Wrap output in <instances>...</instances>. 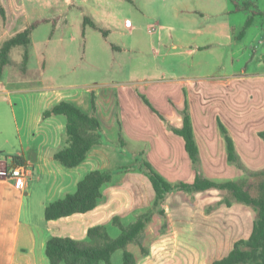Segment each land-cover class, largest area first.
Masks as SVG:
<instances>
[{
  "label": "crops",
  "instance_id": "1",
  "mask_svg": "<svg viewBox=\"0 0 264 264\" xmlns=\"http://www.w3.org/2000/svg\"><path fill=\"white\" fill-rule=\"evenodd\" d=\"M37 1L44 4V0ZM96 1L48 0L55 12L35 16L36 9L29 12L24 0H0L5 10V16L0 13V47L29 23L50 19L32 32L29 58H33V68L29 67V58L23 64L26 48L20 50L16 46L11 50L10 64L0 76V168L18 164L13 159L18 156L31 173L24 189L13 180L0 177V264H50L46 246L51 236L83 240L88 229L95 225H106L111 234H119L112 223L115 216L129 223L152 206L155 192L148 176L138 171L118 172L113 182L104 187L103 197L93 210L59 219L45 218L46 205L74 191L87 172L116 169L133 162L132 154L138 151L131 153L117 144L121 130L128 140L147 144L143 149L145 156L169 181L191 182L195 170L184 140L169 128L181 127L186 97L200 150L201 170L206 177L224 180L244 175L242 169L228 160L220 121L233 137L244 164L252 170L264 168V139L260 135L264 131V70L252 73L244 65L219 72L197 70L190 74L176 73L170 78L147 79L142 92L166 120L151 112L138 97L136 90L142 81L137 78L107 81L96 90L87 83L63 87L45 84L49 76L67 77L76 73L74 62L80 44L86 46L83 54L92 64V30L103 34L114 53L126 49L124 30L109 24L118 20L112 9L107 8L108 3L119 0ZM100 5L105 6L104 14L97 20L92 12L98 13L99 9L91 7ZM72 6L80 9L82 18L70 19L67 9ZM58 8L64 9L57 11ZM188 12L201 16L205 13L200 9ZM236 30L230 21L226 25L220 23L213 32L219 40L191 38L187 46L191 47V54L225 44L233 47L244 33L237 34ZM223 36L225 44L220 41ZM15 51L18 54L13 59ZM231 54L234 57L233 51ZM191 58L196 68L202 65ZM251 60L249 57L246 62ZM91 64L86 63L85 68L92 70ZM103 68L102 65L100 70ZM32 69L36 79L27 81ZM94 91L107 143L93 147L78 166L66 167L53 159L52 154L62 144L67 118L63 114L44 118L43 112L66 99L91 113ZM222 194L218 189L190 196L177 192L175 195L179 197L173 198V202L168 196L163 204L166 215L155 213L147 226L145 245L149 253L142 254L140 248L134 252L137 264H210L226 256L238 240L247 239L254 223L251 207L234 203L208 211L210 205L221 200Z\"/></svg>",
  "mask_w": 264,
  "mask_h": 264
},
{
  "label": "trees",
  "instance_id": "2",
  "mask_svg": "<svg viewBox=\"0 0 264 264\" xmlns=\"http://www.w3.org/2000/svg\"><path fill=\"white\" fill-rule=\"evenodd\" d=\"M234 4L235 11L248 9V6H256L253 0H247L244 6L237 5L236 1ZM0 13L5 16L2 4H0ZM47 21L50 19H37L3 42L0 47V76L4 68L10 64L11 50L16 46L21 45L26 48L23 64L27 63L29 49L32 46V32ZM85 23H88L87 18ZM247 23V25L250 24V19ZM93 25L96 28V25ZM144 100L162 120H166L165 116L152 106L148 98L144 97ZM58 114L66 116L67 125L62 144L53 152L52 157L64 166L69 168L78 166L86 159L93 147L107 143L97 114L94 93L92 94L91 113H86L74 102L63 99L46 109L43 112V117L47 118ZM181 114L183 118L181 127L171 125L169 128L173 133L183 138L186 151L194 166L195 178L191 182L169 181L147 159L144 150L132 154L133 162L131 164L119 166L116 169L87 172L78 182L74 191L67 192L64 196L46 205L45 218L47 220L59 219L75 213H85L96 208L103 197L104 187L113 182L118 172L138 171L146 174L155 192L153 204L129 223H125L120 216H115L112 223L120 231L117 237L110 235L106 225L90 227L87 237L83 240L70 236H51L46 246L50 264H113L112 258L118 250H122V264H137V256L129 249V246L137 245L142 254L149 253V248L145 245L146 229L155 213L166 215L163 204L167 197L174 191L193 194L210 189H218L223 194L219 202L208 207V211L220 205L231 206L234 203H241L251 207L254 212L251 235L247 239L238 240L226 256L210 264H264V168L252 170L244 164L233 137L220 121V130L226 141L228 160L242 169L244 175L238 179L224 180L206 177L201 170L200 150L194 133L187 97ZM260 135L264 139V131L260 132ZM127 141L123 130H121L118 146H121L120 148L127 146ZM13 159L15 163H22L18 156H13ZM251 176L257 179L255 185L251 182Z\"/></svg>",
  "mask_w": 264,
  "mask_h": 264
},
{
  "label": "rangeland",
  "instance_id": "3",
  "mask_svg": "<svg viewBox=\"0 0 264 264\" xmlns=\"http://www.w3.org/2000/svg\"><path fill=\"white\" fill-rule=\"evenodd\" d=\"M46 1L48 0H44V4H40L37 0H24V6L29 12L36 9L38 14L35 16H49L55 12V9L52 3ZM89 1L97 2L96 0ZM98 1L101 2V0ZM246 1L236 0L239 6H244ZM253 1L256 6H248V9L240 11H235L236 6L231 0H119L115 3H108L107 8L112 9L114 17H117L118 20H111L109 24L112 27L117 25L119 29L124 30L122 38L126 49L118 51L119 54L114 53L106 40L103 39V34L92 30L94 42L91 46L94 58L92 64L83 54V48L86 46L80 44L77 59L74 62L76 73L69 74L67 77L52 78L49 76L45 80V84L63 87L69 83L76 85L87 83L93 90H96V87L100 88L101 84L107 81L118 82L137 78L142 81L136 90L138 97L146 104L144 97L148 99L149 97L142 91L146 87L143 82L147 79L170 78L176 73L179 75L190 74L197 70L219 72L241 68L244 65H247L249 72L262 71L264 70V64L261 63L264 61V0ZM104 8V5L91 7L92 10L99 9L98 13L92 12L97 20L104 14L102 10ZM61 9L64 8H58L57 11ZM188 9H200L205 13L203 12L204 14L201 16L188 12ZM67 10L70 19L82 18L79 8L72 6ZM249 19L251 25L246 24ZM228 21L236 27L237 34L244 32L238 43L233 47L227 46L223 36L220 41L226 46H216L208 51L193 53L194 55L190 53L191 47H188L187 43L191 41V38L192 40L207 41V38L213 37L212 39H214L215 37L219 40L213 32L216 31L217 24L226 25ZM115 38H112V41H115ZM103 41L105 43H102ZM17 48L23 50L24 46ZM232 51L235 53L234 57H232ZM17 54V51L13 53V59ZM191 57H194V62L198 60L202 65L196 68ZM249 57L252 60L246 62ZM86 63L88 66L93 65L94 68L92 70L85 68ZM29 64V67L33 68L32 56L29 58ZM102 65L104 68L101 71ZM36 76L35 70L32 69L26 80L33 81ZM38 83L43 82L38 81ZM95 92L93 93L96 94ZM147 106L154 113V110L149 105ZM152 106L156 107L153 104ZM123 134L128 140L124 132ZM146 145L128 140L127 146L123 148L132 153L135 150L146 149ZM256 180L254 176H251L253 185ZM177 192L179 191H174L169 195L170 202H173V198L179 197L175 195ZM179 193L184 196L191 195L184 192ZM115 229L118 230L117 227ZM109 233L112 237L119 235ZM129 249L138 252L139 246L130 245ZM112 262L113 264H122V250H118L114 254Z\"/></svg>",
  "mask_w": 264,
  "mask_h": 264
},
{
  "label": "built area",
  "instance_id": "4",
  "mask_svg": "<svg viewBox=\"0 0 264 264\" xmlns=\"http://www.w3.org/2000/svg\"><path fill=\"white\" fill-rule=\"evenodd\" d=\"M30 175L29 167L23 163L0 168V177L13 180L21 189L26 187Z\"/></svg>",
  "mask_w": 264,
  "mask_h": 264
}]
</instances>
